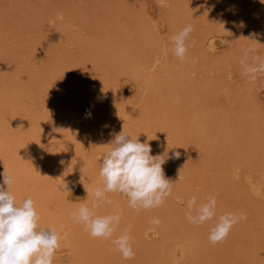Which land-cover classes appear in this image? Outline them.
Wrapping results in <instances>:
<instances>
[{
	"label": "rangeland",
	"instance_id": "1",
	"mask_svg": "<svg viewBox=\"0 0 264 264\" xmlns=\"http://www.w3.org/2000/svg\"><path fill=\"white\" fill-rule=\"evenodd\" d=\"M187 25L180 61L171 37ZM250 46L264 58V0H0V184L12 174L17 202L32 197L60 235L53 264H264V76L243 75ZM122 128L166 157L173 183L159 207L117 192L96 210L121 212L113 238L130 226V260L72 218ZM193 196H214L216 216L191 223ZM227 212L246 219L213 244Z\"/></svg>",
	"mask_w": 264,
	"mask_h": 264
},
{
	"label": "clouds",
	"instance_id": "2",
	"mask_svg": "<svg viewBox=\"0 0 264 264\" xmlns=\"http://www.w3.org/2000/svg\"><path fill=\"white\" fill-rule=\"evenodd\" d=\"M193 31V26L187 25L171 37L173 54L180 61L186 58V40ZM255 51V46H250L240 61L243 75L251 81L264 76V58L254 55ZM107 146L99 172L101 186L92 190L90 206L81 204L72 213V218L83 225L93 238L111 240L122 258L130 260L135 256L130 243V226L123 234L113 238L122 219L121 212L117 209L107 215H98L96 210L105 203H112L106 194L117 192L127 197L128 205L133 209L159 207L171 195L173 183L164 174L166 157L152 155L151 146L141 142L139 135L133 136L122 128ZM15 183V177L5 171L0 184V264H53L60 247V235L54 228L40 226V215L32 197L27 196L17 202L9 190ZM81 183L88 196L82 178ZM216 209L214 196H209L201 204H197L193 196L187 200L185 215L191 223L202 225L216 216ZM245 219L243 212L221 215L210 229V242L215 244L225 239L234 225ZM151 223L158 225L160 221L153 219Z\"/></svg>",
	"mask_w": 264,
	"mask_h": 264
},
{
	"label": "bare ground",
	"instance_id": "3",
	"mask_svg": "<svg viewBox=\"0 0 264 264\" xmlns=\"http://www.w3.org/2000/svg\"><path fill=\"white\" fill-rule=\"evenodd\" d=\"M212 45H213V44H212ZM211 47H212V46L210 45L209 48H211ZM212 48H213V47H212ZM195 132H196V131H195ZM197 132H198V131H197ZM253 150H254V149H253ZM251 153H252V152H251ZM251 153H250V154H251ZM260 153H261V152H260ZM262 153H263V152H262ZM262 153H261V154H262ZM262 168H263V167H262ZM255 187H256V185H255ZM257 187H258V186H257ZM258 188H259V187H258ZM258 190H259V189H258ZM258 192H259V191H258ZM52 217H53V220H50V221H56V220L54 219V216H52ZM55 217H57V216H55ZM162 230H163V229H162ZM164 230H165V229H164ZM191 242H192V241H191ZM195 242H196V241H195ZM195 242H194V243H195ZM191 244H192V243H191ZM195 244H196V243H195ZM192 245H193V244H192ZM190 247H192V246H190ZM199 248H200V247H199ZM95 249H96V248H95ZM191 250H192V249H191ZM191 252H192V251H191ZM201 252H202L201 249L193 248V253H192V254H194V256L198 257L199 255L202 254ZM143 253H144V252H143ZM152 254H153V253H152ZM203 254H204V253H203ZM140 255H141V254H140ZM140 255H139V256H140ZM155 255H156V254H155ZM135 256L137 257L138 254L135 253ZM139 256H138V257H139ZM96 257H97V256H96ZM192 257H193V255H192ZM201 257H202V256H201ZM134 258H135V257H134ZM142 258H143V257H142ZM142 258H141V259H142ZM190 258H191V257H190ZM198 258H199V257H198ZM198 258H195V259H198ZM141 259H140V260H141ZM152 259L154 260V258H152ZM199 260H200V259H199ZM196 261H197V260H196ZM196 261H194V262L196 263ZM154 262H155V261H154Z\"/></svg>",
	"mask_w": 264,
	"mask_h": 264
}]
</instances>
